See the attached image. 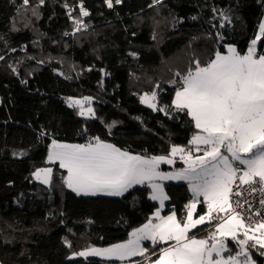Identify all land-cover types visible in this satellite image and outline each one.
Segmentation results:
<instances>
[{"label": "trees", "instance_id": "1", "mask_svg": "<svg viewBox=\"0 0 264 264\" xmlns=\"http://www.w3.org/2000/svg\"><path fill=\"white\" fill-rule=\"evenodd\" d=\"M68 2L75 4L77 0ZM62 3L63 0H46L37 17L31 10L17 13L21 0H15V4L12 0H0V55L5 56L0 61V222L18 223L26 230L11 233L17 237L27 235L34 226L44 229L32 231L28 243L0 244V262L135 264L139 261L144 264L147 261L139 256L123 262L66 259L69 249L61 242L65 235L72 240L74 250H82L85 245L108 246L122 242L133 229L146 222L158 205L147 199L148 189L141 186L125 197H78L67 189L56 187L49 192L39 182H30L26 177H30L31 171L45 166L50 142L49 139L37 142V133L44 128L57 140L75 143L100 136L122 149L148 156L166 155L170 144L186 145L195 131L189 118L181 114L177 119H170L163 113L153 112L140 104L139 94L151 91L159 82L163 89L160 103L169 104L174 89L167 81L173 73L186 72L193 58L205 63L211 57L215 45L206 34L215 31L209 23L213 7L232 9L233 25L222 31L227 42L242 53L257 31L264 8L257 0H164L163 6L156 8L148 7L151 0H124L122 5L110 10L103 0H84L91 12L86 18L91 27L77 40L62 36L64 31H71ZM36 5L37 0H31V6ZM192 15L199 19L192 21ZM173 17H183L184 23L173 27ZM13 26L18 30L13 31ZM154 33L156 40L152 39ZM36 40L38 45L33 44ZM25 45L27 50L21 51ZM13 48L15 52L11 51ZM130 50L139 52V60L127 56ZM259 50L264 51V46ZM29 57L45 63L38 65ZM9 64L18 67L19 75L11 72ZM89 67L93 71H86ZM101 68L110 73L104 79L103 89L99 84ZM59 72L64 75H58ZM130 74L139 79H133ZM21 79H27L28 83L22 84ZM70 96L94 97L93 107L103 123L78 117L65 103ZM113 121L117 123L109 134L106 125ZM82 128H87L86 134L81 132ZM23 149L29 150L28 156L12 157L13 150ZM173 167L181 168L183 164L177 160ZM160 169L172 167L162 164ZM54 173V182L58 185L61 170L54 166ZM164 187L171 197L164 213L168 214L174 206L178 216L181 215L184 204L191 199L187 183L165 182ZM53 209L56 218L45 220V215ZM61 210L65 213V225L59 224ZM204 211L205 206L198 204L196 214ZM0 226L6 227V224ZM204 227L194 230L198 237L206 235ZM144 244L150 254L151 243ZM229 247L235 252L231 242ZM21 251L26 255L21 256ZM253 258L257 264H264V257L253 253Z\"/></svg>", "mask_w": 264, "mask_h": 264}, {"label": "snow or ice", "instance_id": "2", "mask_svg": "<svg viewBox=\"0 0 264 264\" xmlns=\"http://www.w3.org/2000/svg\"><path fill=\"white\" fill-rule=\"evenodd\" d=\"M45 2L37 0V5L32 7L31 0H21L16 11L31 10L32 15L38 17L39 8ZM257 2L264 8V0ZM12 3L15 4V0ZM123 3L124 0H103L110 10ZM163 4L164 0H151L148 7L156 8ZM62 7L71 22V31H64L62 36L79 40L91 27L86 22L91 12L85 7L84 0H77L75 4L63 0ZM211 11L213 15L209 23L215 31L206 34V38L215 45L211 57L205 63L193 58L186 72L173 73L172 79L167 81L174 89L169 104L160 103L163 89L159 82L151 91L139 94L140 104L153 112L163 113L170 119H177L181 114L189 118L188 122L195 131L186 145L170 144L166 155L148 156L133 154L100 136L89 137L85 143H66L54 138L44 128L38 131L37 142L44 139L50 142L47 144L45 166L31 171L30 177H26L30 182H39L49 192L56 187L67 189L78 197H125L141 186L148 189L147 199L158 205L146 222L133 229L129 239L122 243L108 247L85 245L82 250H74L72 240L65 235L61 242L69 249L66 259L100 257L105 261L123 262L139 256L147 264H257L253 253L264 257V51L259 50L264 46V15L242 53L234 44L227 42L225 31H222L231 29L233 25L232 9L213 7ZM190 19L196 21L199 17L192 15ZM182 23L183 17L172 18L173 27ZM16 30L13 26V31ZM135 35L133 32L132 36ZM152 39L156 40L155 33ZM33 44L38 45L39 40ZM26 50L27 45L21 48V51ZM127 56L133 60L140 58L139 52L131 50ZM4 59L5 56L0 55V61ZM29 59L38 65L45 63V60H36L35 57ZM51 59L49 57V62ZM8 68L19 75L16 65L9 64ZM86 71H93V67ZM99 71V84L103 89L104 79L110 73L104 68ZM58 75L64 73L59 72ZM130 75L139 79L135 74ZM21 83L26 85L28 80L21 79ZM94 100L92 96H70L65 103L75 110L78 117L103 123L92 106ZM116 123L113 121L106 125L109 134ZM81 132L86 134L87 128H82ZM11 155L22 159L29 155V150H13ZM177 160L184 166L161 171L162 164L174 166ZM54 166L61 170L58 185L54 182ZM165 181L187 183L191 199L184 204V211L179 216L174 206L167 215L162 214L166 202L171 199L165 191ZM245 191L249 197L259 194V208L243 195ZM198 204L205 206L202 214H196ZM56 215L53 209L44 219L52 220ZM64 216L61 210L60 225H65ZM0 224H6V227L0 226V244L3 245L28 243L32 231L44 230L34 226L27 235L17 237L11 233L26 231L18 223ZM202 227L206 235L198 237L194 230ZM5 232L9 234L4 235ZM68 232L71 233L72 229L69 228ZM144 241L152 245L150 254L149 249L143 246ZM230 242L235 246V252L229 247ZM20 255L24 256L26 252L21 251Z\"/></svg>", "mask_w": 264, "mask_h": 264}, {"label": "rangeland", "instance_id": "3", "mask_svg": "<svg viewBox=\"0 0 264 264\" xmlns=\"http://www.w3.org/2000/svg\"><path fill=\"white\" fill-rule=\"evenodd\" d=\"M76 98H80V97H76ZM93 106V105H92ZM60 141V140H59ZM61 142H66V143H75V142H67V141H61ZM134 154V153H133ZM171 170H173V169H169V170H163V169H161V171H171ZM165 182H173V183H186V182H184V181H179V182H177V181H165ZM165 182H163V183H165ZM168 202V201H167ZM167 202H166V204H167ZM165 208H166V205H165ZM165 210V209H164ZM164 210H163V212H162V214L163 215H167V214H165L164 213ZM196 210H197V208H196ZM129 239V238H128ZM127 239V240H128ZM126 241V240H125ZM122 242H124V241H122ZM122 242H118V243H122ZM145 242V241H144ZM144 242H143V246L144 247H146L145 246V244H144ZM116 244V243H115ZM112 245V244H111ZM93 246H95V247H108V246H110V245H108V246H97V245H93ZM90 258H97V259H100V260H103L102 258H100V257H90ZM132 258H134V257H132ZM132 258H130V260L132 259ZM76 259H83V258H76ZM89 259V258H88ZM75 260V259H74ZM105 261V260H104ZM144 264H147V262H145Z\"/></svg>", "mask_w": 264, "mask_h": 264}, {"label": "built area", "instance_id": "4", "mask_svg": "<svg viewBox=\"0 0 264 264\" xmlns=\"http://www.w3.org/2000/svg\"><path fill=\"white\" fill-rule=\"evenodd\" d=\"M243 195H244L245 197H247L248 199H251V200L253 201V203H254V206H255L256 208H259V207H260V205H259V194H253V196L249 197V196H248V193L245 191V192L243 193Z\"/></svg>", "mask_w": 264, "mask_h": 264}, {"label": "water", "instance_id": "5", "mask_svg": "<svg viewBox=\"0 0 264 264\" xmlns=\"http://www.w3.org/2000/svg\"><path fill=\"white\" fill-rule=\"evenodd\" d=\"M165 165H167V164H165ZM167 166L173 167L172 165H167ZM43 186H44V185H43Z\"/></svg>", "mask_w": 264, "mask_h": 264}, {"label": "crops", "instance_id": "6", "mask_svg": "<svg viewBox=\"0 0 264 264\" xmlns=\"http://www.w3.org/2000/svg\"><path fill=\"white\" fill-rule=\"evenodd\" d=\"M184 166V165H183ZM174 167H172V169H173Z\"/></svg>", "mask_w": 264, "mask_h": 264}]
</instances>
